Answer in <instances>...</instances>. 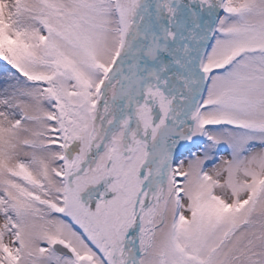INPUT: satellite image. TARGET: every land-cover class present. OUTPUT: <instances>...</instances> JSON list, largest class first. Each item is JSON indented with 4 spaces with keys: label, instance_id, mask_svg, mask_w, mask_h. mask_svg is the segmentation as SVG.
Instances as JSON below:
<instances>
[{
    "label": "snow or ice",
    "instance_id": "obj_1",
    "mask_svg": "<svg viewBox=\"0 0 264 264\" xmlns=\"http://www.w3.org/2000/svg\"><path fill=\"white\" fill-rule=\"evenodd\" d=\"M0 264H264V0H0Z\"/></svg>",
    "mask_w": 264,
    "mask_h": 264
}]
</instances>
